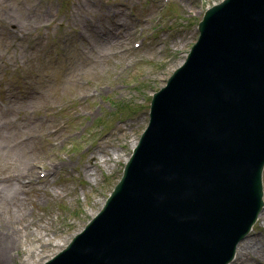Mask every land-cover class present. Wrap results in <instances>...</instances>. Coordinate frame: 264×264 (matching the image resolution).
I'll return each instance as SVG.
<instances>
[{"label":"rangeland","instance_id":"rangeland-1","mask_svg":"<svg viewBox=\"0 0 264 264\" xmlns=\"http://www.w3.org/2000/svg\"><path fill=\"white\" fill-rule=\"evenodd\" d=\"M218 1L0 0V228L14 225L39 251L50 240L29 264L56 255L99 212L147 126L152 95ZM19 158L39 161L32 184ZM12 185L18 206L5 200ZM262 186L264 201V168ZM262 213L240 242L249 252L228 264H264ZM25 244L6 264H21Z\"/></svg>","mask_w":264,"mask_h":264},{"label":"water","instance_id":"water-1","mask_svg":"<svg viewBox=\"0 0 264 264\" xmlns=\"http://www.w3.org/2000/svg\"><path fill=\"white\" fill-rule=\"evenodd\" d=\"M197 31L104 207L42 264L233 259L264 208V0H221Z\"/></svg>","mask_w":264,"mask_h":264},{"label":"bare ground","instance_id":"bare-ground-1","mask_svg":"<svg viewBox=\"0 0 264 264\" xmlns=\"http://www.w3.org/2000/svg\"><path fill=\"white\" fill-rule=\"evenodd\" d=\"M134 146H135V142L133 141V142H131V147L133 148ZM117 154H118V152H115V153H113V156L115 157ZM96 161H97V159H96ZM38 162L35 164H30V162L27 161V158H19L18 159V165H17V168H18L17 171L19 172L18 174L19 175L29 174V176H30V179L28 180L29 184H32V182L37 180L35 178V175H33V174H34V169H36L37 166H39V164H40ZM55 167L56 166H54V168ZM54 168L48 169L47 173L49 174L51 170H53L52 172H54L55 171ZM262 172H263V170H262ZM18 178H21V177H18ZM21 186H22V184H21ZM19 191H20V187L12 185L11 187H9V190H8L9 196H5V200L8 203L13 204V206H18L21 202L20 198H19ZM105 202H106V200L104 201L102 207H104ZM262 215H263V213L261 211L258 217H261ZM5 226H6V228H2V227L0 228V264H6L12 256L11 255L12 251L18 250L19 245L21 243H23L24 241L26 244L23 246V250L20 251L21 260L17 261L21 264H29V261L33 257H35L43 248L47 247L50 243L49 239H42L44 242V243H42V245H44V247H42V245L38 244L39 247L41 248V250L39 251L38 248L33 249V248H31V245H33L34 242L31 241L30 243H27L28 239H25L24 241H22L23 239L20 236V230L18 228L14 227V225H12V226L5 225ZM70 241L68 243H70ZM207 245L211 246L213 244L208 243ZM205 249H207V248H205ZM249 250H250V246L248 244H245L244 242L240 243L236 248V252H235L236 257L239 256V258L242 259L243 256H245L249 252ZM197 255L200 256V258L205 257L203 250L198 249ZM241 264H243V262H241Z\"/></svg>","mask_w":264,"mask_h":264}]
</instances>
